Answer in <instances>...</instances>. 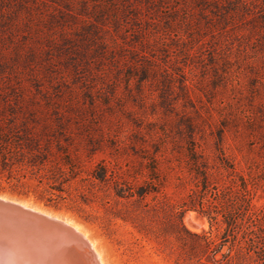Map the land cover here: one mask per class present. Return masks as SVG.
I'll list each match as a JSON object with an SVG mask.
<instances>
[{"label": "rangeland", "instance_id": "374dc122", "mask_svg": "<svg viewBox=\"0 0 264 264\" xmlns=\"http://www.w3.org/2000/svg\"><path fill=\"white\" fill-rule=\"evenodd\" d=\"M0 101L89 134L92 163L124 194L149 191L134 204L97 187L88 205L71 204L74 181L58 209L0 194L77 226L105 264H215L191 253L186 232L223 243L216 259L264 264V235L239 248L221 216L180 211L203 170L194 140L229 194L207 195L211 211L237 218L242 176L264 213V0H0Z\"/></svg>", "mask_w": 264, "mask_h": 264}, {"label": "trees", "instance_id": "16d2710c", "mask_svg": "<svg viewBox=\"0 0 264 264\" xmlns=\"http://www.w3.org/2000/svg\"><path fill=\"white\" fill-rule=\"evenodd\" d=\"M66 131L68 129L60 120L46 121L21 103L0 101V194L26 199L32 196L35 202L58 209L67 199L66 187L77 181L81 184L82 191L78 194V200H71V204L88 205L92 202L91 199L97 197V187L101 191L108 190L109 186L116 199L141 203L149 191L139 188L124 194L118 175L109 171L101 162L92 163L97 142L89 134L85 138H76ZM80 145L88 149L84 158L73 153ZM189 152L192 166L203 170L197 174V177L200 176L197 190L191 191L180 206V211L198 209L211 221H215L219 215L225 224V238H231L239 248L242 247L241 243L247 246L258 244V240L264 235V213L263 209L252 203L253 188H249L247 179L242 176L233 179L237 187V198L236 201L232 198L231 204L242 206L237 218H228L218 209L212 212L207 195L217 199L229 197L227 186L219 184L213 173L203 165L204 159L194 140ZM84 163L88 166L86 170ZM186 234L191 239V253L197 255L199 261L205 256L215 264H233L231 256L215 258L223 243L204 234ZM245 262L246 260L241 259L235 264Z\"/></svg>", "mask_w": 264, "mask_h": 264}, {"label": "bare ground", "instance_id": "6f19581e", "mask_svg": "<svg viewBox=\"0 0 264 264\" xmlns=\"http://www.w3.org/2000/svg\"><path fill=\"white\" fill-rule=\"evenodd\" d=\"M4 201H9L10 199L2 197ZM13 201V200H11ZM19 205L24 207L25 209H29L37 214L44 215L50 219H54L56 221H59L68 227L72 228L75 232H77L80 236H82L90 245L91 250L96 256L97 264H105L104 257L102 256L101 251L98 249L97 245L90 240L88 235L86 233H83L77 226L72 225L70 222H67L63 219H60L58 217H55L51 214L45 213L41 210L32 208L27 206L26 204H23L21 202H18ZM0 264H40V260H38L42 256V252L39 253L37 250V258L34 259L36 256L35 254V245L33 244V241L30 240V233L28 230L23 229L16 224L1 219L0 220ZM30 231H33V233L36 235V242L39 243L37 245V249H41V247H46L45 241L47 239L46 234H48L47 229L43 231H38L35 229L28 228ZM43 244V245H42ZM82 249V248H81ZM81 249H77L74 246H70L68 249H66L65 254L59 258L55 264H90V257L86 251H82ZM80 250V251H79ZM87 255H86V253ZM44 253V252H43ZM47 257V256H46ZM90 258V259H89ZM87 260V261H86ZM48 262V261H47Z\"/></svg>", "mask_w": 264, "mask_h": 264}, {"label": "water", "instance_id": "95a60500", "mask_svg": "<svg viewBox=\"0 0 264 264\" xmlns=\"http://www.w3.org/2000/svg\"><path fill=\"white\" fill-rule=\"evenodd\" d=\"M1 219L10 221L17 226L29 231L31 237L30 240L33 241L32 245L36 244L34 251L36 256L34 257V259L38 256L37 251L39 253L42 252V256L40 257V259L38 256L40 264H55V262H57L59 258H61L63 254H65L66 249H68L70 246H74L75 248L77 247V249L82 248V251H86L88 255L90 254V261H86L90 262V264H97V258L91 250L88 242L72 228L59 221L50 219L41 214H37L29 209H25L16 201H4L2 197H0V220ZM28 228L38 230L39 232H44V230L47 229V239L44 242L47 248L41 247V249H37V246H40L37 245L39 241L38 243L36 242V235Z\"/></svg>", "mask_w": 264, "mask_h": 264}]
</instances>
